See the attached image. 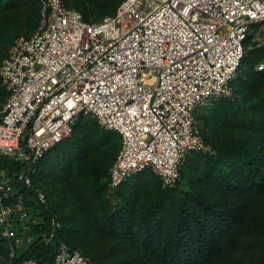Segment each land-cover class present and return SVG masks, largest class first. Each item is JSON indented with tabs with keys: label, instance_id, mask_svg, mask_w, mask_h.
Masks as SVG:
<instances>
[{
	"label": "built area",
	"instance_id": "2783aa9c",
	"mask_svg": "<svg viewBox=\"0 0 264 264\" xmlns=\"http://www.w3.org/2000/svg\"><path fill=\"white\" fill-rule=\"evenodd\" d=\"M39 2L38 27L17 36L0 64L7 92L0 157L21 163L12 173L0 166L3 264H40L35 258L15 262L35 238L23 234L48 208L32 176L39 160L72 135L80 116L91 115L120 135L108 170L111 189L145 169L162 187L175 189L189 153L214 155L193 114L233 98L246 40L256 26L264 28V0H123L114 14L92 22L62 0ZM256 70L264 71L263 61ZM90 262L64 242L52 259Z\"/></svg>",
	"mask_w": 264,
	"mask_h": 264
},
{
	"label": "trees",
	"instance_id": "16d2710c",
	"mask_svg": "<svg viewBox=\"0 0 264 264\" xmlns=\"http://www.w3.org/2000/svg\"><path fill=\"white\" fill-rule=\"evenodd\" d=\"M62 1L89 22L114 14L122 2ZM20 12L40 19L39 0H0L3 34L18 28ZM92 13L99 17L92 20ZM254 43L246 40L233 98L217 100L210 114L199 116L200 133L215 154L189 153L175 189L162 187L150 169L111 189L108 170L120 135L91 115L80 116L72 135L36 165L32 183L45 193L48 208L23 234L35 238L15 262L52 264L64 242L89 256L90 264H264V71L256 70L264 45L256 55L249 47ZM6 96L0 85V108ZM0 166L12 173L21 163L1 156ZM6 257L0 236V264Z\"/></svg>",
	"mask_w": 264,
	"mask_h": 264
},
{
	"label": "rangeland",
	"instance_id": "374dc122",
	"mask_svg": "<svg viewBox=\"0 0 264 264\" xmlns=\"http://www.w3.org/2000/svg\"><path fill=\"white\" fill-rule=\"evenodd\" d=\"M87 1V0H86ZM123 1V0H122ZM19 21L20 24H18V28H14L13 32L10 35H7L6 33L3 34L1 31V26H0V56H1V61L0 64L2 62V60L4 59V57L6 56L9 47L11 46L13 40L19 36V35H25L28 36L30 34H32L33 31L36 30V28L38 27V21H39V16H31V18H27V14L26 13H19ZM91 19L95 20L96 18L99 17L98 14H94L92 13L91 15ZM34 18V20H33ZM1 22V21H0ZM19 23V22H18ZM33 23H36L35 25H32ZM250 38L252 42H255L254 45H249L250 48H257L255 50L256 55L260 54V50L259 47L261 45H264V28L263 29H258V27L253 30L250 34ZM0 85H1V81H0ZM2 86V85H1ZM4 103V102H3ZM2 103V104H3ZM216 101L212 102V104H210L209 106H204L202 108H198L196 109V111L193 114L194 120H195V124L197 129L201 132V129L203 127V123L201 120V115H206V114H210L211 110L214 108ZM2 106V105H1ZM207 131V130H206Z\"/></svg>",
	"mask_w": 264,
	"mask_h": 264
}]
</instances>
